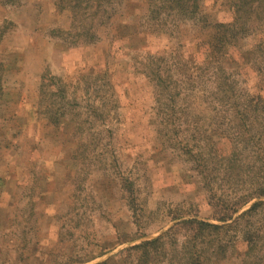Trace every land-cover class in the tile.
I'll return each instance as SVG.
<instances>
[{"label": "rangeland", "instance_id": "obj_1", "mask_svg": "<svg viewBox=\"0 0 264 264\" xmlns=\"http://www.w3.org/2000/svg\"><path fill=\"white\" fill-rule=\"evenodd\" d=\"M0 86V264H97L264 189V0H0ZM230 224L217 264H264V197Z\"/></svg>", "mask_w": 264, "mask_h": 264}, {"label": "trees", "instance_id": "obj_2", "mask_svg": "<svg viewBox=\"0 0 264 264\" xmlns=\"http://www.w3.org/2000/svg\"><path fill=\"white\" fill-rule=\"evenodd\" d=\"M172 1L179 2L182 0H172ZM218 25L219 26L217 27V35L213 37L214 45H216L218 48H223L225 46L227 47V45L231 43V40L228 39L227 36L224 37L223 36L224 34L220 35L222 28H226V27H224L222 24H218ZM214 50L217 52L215 48ZM262 197H264V189H261L255 195V197L244 201L241 200L239 201L240 203H238L237 206H235L233 204L231 205L228 203H222V201L221 203L218 201H214V196L212 197L211 194L210 206L211 209L214 211L213 219L222 224H212L205 221H199L197 219L180 218L181 220L179 219L180 221L178 223H176L173 227H171L167 232H165L163 235L159 236L158 238L144 241L138 245L123 249L117 254L113 255L108 260L102 261L101 263L98 264H127V263L159 264L162 262H166L167 261L166 259H169L172 253L173 255L171 258L176 259L181 255H179V252H177L176 250L172 251V248L171 251L170 248L166 249L165 241L167 238H171L174 241H176L174 237H176V235H178L179 232H183L186 242L192 244H197L199 239H204L208 236L210 237L213 236V238H216L214 242H211L212 254H211V258L208 259L209 260L212 259L213 264L223 262L227 259V256L229 255V250L231 248V244L228 243V241H226L227 238L226 234L229 233V231L232 228V224L228 225V222L232 221L235 214H237V212L240 209H242L245 205L250 203L253 199H259ZM222 204L224 205V207L222 206ZM261 206H262L261 202L254 203L248 211L244 212L238 218V221H240L242 218H244L246 215L250 214L251 212H254ZM243 244L245 245L246 255L255 253L254 251L255 248L253 247L252 241L250 239L244 238ZM135 255L136 258L133 259ZM178 259L180 261V264H207L206 259L202 260L199 255L195 254L192 251L189 252L187 257L186 255H182V257ZM79 263L80 262H78L77 264Z\"/></svg>", "mask_w": 264, "mask_h": 264}, {"label": "crops", "instance_id": "obj_3", "mask_svg": "<svg viewBox=\"0 0 264 264\" xmlns=\"http://www.w3.org/2000/svg\"><path fill=\"white\" fill-rule=\"evenodd\" d=\"M131 247V246H130ZM127 248H129V247H127ZM126 249V248H125ZM108 257V256H107ZM109 258V257H108ZM108 258L106 259V260H108ZM106 260H102V261H106ZM102 261H99V263H101ZM98 264V263H97Z\"/></svg>", "mask_w": 264, "mask_h": 264}]
</instances>
